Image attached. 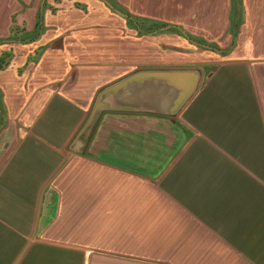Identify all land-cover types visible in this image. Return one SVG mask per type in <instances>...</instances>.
Returning <instances> with one entry per match:
<instances>
[{"label":"crops","instance_id":"crops-1","mask_svg":"<svg viewBox=\"0 0 264 264\" xmlns=\"http://www.w3.org/2000/svg\"><path fill=\"white\" fill-rule=\"evenodd\" d=\"M0 58V264H264V0H0ZM145 67L201 81L81 133Z\"/></svg>","mask_w":264,"mask_h":264},{"label":"water","instance_id":"water-1","mask_svg":"<svg viewBox=\"0 0 264 264\" xmlns=\"http://www.w3.org/2000/svg\"><path fill=\"white\" fill-rule=\"evenodd\" d=\"M200 81V69L195 67H145L131 71L98 91L81 133L95 124L103 110L174 115L189 101Z\"/></svg>","mask_w":264,"mask_h":264},{"label":"trees","instance_id":"trees-1","mask_svg":"<svg viewBox=\"0 0 264 264\" xmlns=\"http://www.w3.org/2000/svg\"><path fill=\"white\" fill-rule=\"evenodd\" d=\"M161 27L163 28L164 31H169L171 33H180L175 27H173V26H171L169 24H162ZM161 27L160 26L157 27L156 30L160 31ZM146 31H152L153 32L152 28L146 29ZM2 65H3V61H1V58H0V67H2Z\"/></svg>","mask_w":264,"mask_h":264},{"label":"rangeland","instance_id":"rangeland-1","mask_svg":"<svg viewBox=\"0 0 264 264\" xmlns=\"http://www.w3.org/2000/svg\"><path fill=\"white\" fill-rule=\"evenodd\" d=\"M201 60H203V59L201 58Z\"/></svg>","mask_w":264,"mask_h":264}]
</instances>
